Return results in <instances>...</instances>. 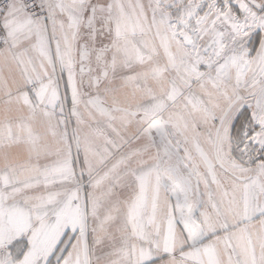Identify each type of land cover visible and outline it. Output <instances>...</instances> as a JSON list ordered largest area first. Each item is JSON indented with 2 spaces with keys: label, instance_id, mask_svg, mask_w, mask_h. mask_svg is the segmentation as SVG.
I'll return each instance as SVG.
<instances>
[{
  "label": "crops",
  "instance_id": "crops-1",
  "mask_svg": "<svg viewBox=\"0 0 264 264\" xmlns=\"http://www.w3.org/2000/svg\"><path fill=\"white\" fill-rule=\"evenodd\" d=\"M239 2L12 1L0 264H264V0Z\"/></svg>",
  "mask_w": 264,
  "mask_h": 264
},
{
  "label": "built area",
  "instance_id": "built-area-1",
  "mask_svg": "<svg viewBox=\"0 0 264 264\" xmlns=\"http://www.w3.org/2000/svg\"><path fill=\"white\" fill-rule=\"evenodd\" d=\"M14 0H0V49L7 44V36L2 25V14ZM22 3L28 15L38 19H47L49 9L47 0H18ZM1 259V253H0Z\"/></svg>",
  "mask_w": 264,
  "mask_h": 264
},
{
  "label": "water",
  "instance_id": "water-1",
  "mask_svg": "<svg viewBox=\"0 0 264 264\" xmlns=\"http://www.w3.org/2000/svg\"><path fill=\"white\" fill-rule=\"evenodd\" d=\"M253 2V4H255V5H257V3L255 2V1H252ZM152 125H154V123H152ZM157 131V130H156ZM159 134L160 135H162V136H165V133L162 131V134H161V131H159ZM173 169H177V167H175V168H173ZM172 176H173V178H176V176L174 175V174H171ZM178 184L179 183H177L176 185L178 186ZM185 184L186 185H189V182H185ZM172 189L175 191V195H176V197H177V199H179V196H178V192H177V189H176V187L175 186H172ZM192 195V193H191V190H187V195L186 194H184L182 197L184 198L185 196H187V197H189L190 198V196ZM179 201H180V199H179ZM178 208V207H177ZM192 215V213L190 214V215H187V217L189 218L190 216ZM191 219V218H190ZM186 227H188L187 225H186ZM5 264H12L11 263V261H7Z\"/></svg>",
  "mask_w": 264,
  "mask_h": 264
},
{
  "label": "rangeland",
  "instance_id": "rangeland-1",
  "mask_svg": "<svg viewBox=\"0 0 264 264\" xmlns=\"http://www.w3.org/2000/svg\"><path fill=\"white\" fill-rule=\"evenodd\" d=\"M239 1H242V0H232V2H231V0H225V2H226V6L227 7H233L234 6V8L235 7H238L237 5H239V6H241L240 4H241V2H239ZM216 1H211V2H209L210 4L209 5H207V7H209L210 8V6H215V4L214 5H211L212 3H215ZM239 2V3H238ZM231 5H233V6H231ZM201 7H203V6H201ZM205 7V6H204ZM239 19H240V16L238 15L237 16ZM237 19V18H236ZM238 20V19H237ZM179 32V31H178ZM177 32V33H178ZM219 73H221V72H219ZM224 76V75H223Z\"/></svg>",
  "mask_w": 264,
  "mask_h": 264
}]
</instances>
